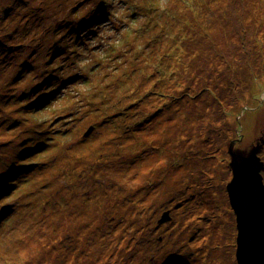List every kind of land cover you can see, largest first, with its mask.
Instances as JSON below:
<instances>
[{
  "label": "rangeland",
  "instance_id": "1",
  "mask_svg": "<svg viewBox=\"0 0 264 264\" xmlns=\"http://www.w3.org/2000/svg\"><path fill=\"white\" fill-rule=\"evenodd\" d=\"M94 6L0 0L1 28L26 42L12 59L44 60L0 70V88L16 72V90L35 89L27 105L53 93L37 120L21 101L0 110V177H16V190L0 182V264H238L227 186L242 158L264 162V0H118L107 30L85 19ZM74 12L83 49L63 31ZM69 70L80 76L64 81ZM32 123L43 127L28 138ZM44 133L29 171L18 160ZM81 154L94 179L63 175ZM50 159L59 164L40 175Z\"/></svg>",
  "mask_w": 264,
  "mask_h": 264
},
{
  "label": "trees",
  "instance_id": "2",
  "mask_svg": "<svg viewBox=\"0 0 264 264\" xmlns=\"http://www.w3.org/2000/svg\"><path fill=\"white\" fill-rule=\"evenodd\" d=\"M88 1H90V4L92 3L93 5L96 3V6H94L90 11H88L85 14V19L88 20V21H93L95 23L96 22L101 23L102 25L105 23L103 28L105 30H107L106 26L112 22V21H110V19H107L109 17V15L111 14V9L110 8H113V9L116 8L117 4H118V0H97V1L96 0H88ZM148 5H151V4L149 3ZM81 6H82V1L80 2L78 8L81 7ZM133 7L135 8V4H133ZM152 8L153 7H151V9ZM73 9L75 10L74 7H73ZM5 10L2 11L1 17L7 18L8 16L6 14L11 13L12 9L6 10V11ZM100 12H101V14H100ZM74 14H75V16H72V17L69 18V19L72 20V23H75V22L79 21V14L77 12H74ZM112 17L114 18V16H112ZM83 19H84V17H83ZM134 20L131 21V23L129 24V27L133 26ZM148 28H151V25H148ZM133 29L136 31L135 33L140 32L138 34V37L144 38L147 35V30H145V27L142 28V26H141L139 28L135 27ZM66 32H67V30H66ZM71 33H72L71 36H66L65 35L66 39L69 40L68 41L69 44L74 46V48H76V49H81L82 48L81 45H82V42H84V40L80 37V35L78 33L73 32V31H71ZM72 35L75 36V42H73V43L70 42V41H72ZM109 37H111V36H109ZM4 38L6 40L3 41ZM0 39H1L0 40V42H1L0 43V48L2 47V45L5 46L7 44V41L9 43H11L10 46H7L5 48L6 49V53L2 55V58L0 57V62H1L0 70L1 71L3 69H5V67H12L14 62H16V64H17L16 69L20 70V71H23L24 73H26L29 70H32V69L36 68L38 61L41 64H43L44 60H42V57H41L40 54L36 57V59L32 62V64L30 62H22L21 60H19L17 62V59H16V61L12 59L10 52H15V50L19 46H23L26 43L18 34H16V30L15 29L13 30L12 33L7 34V32L3 28H1V26H0ZM111 44H113V43L111 42L110 45ZM110 45L107 47L109 55H111V53L114 54L112 52V50H111ZM114 48L116 49V51L118 50V46H115ZM36 53H37L36 51H30L28 56L29 55H34ZM59 76L65 81V80H70V79H72V78H74L76 76L78 77L80 75L77 74V73L72 72V70H69V71L61 73ZM4 79H6L5 80V88H0V91H1L0 92V110L2 112L8 110V109L4 108V105L12 106L9 109H12L14 107L16 108V105L21 101L23 104L20 105L19 108H23V107H25L27 109L32 108V114L30 116L31 121L40 119V113L43 112V106H44L43 101L44 100L47 101V99H51V96H53V93L51 92L49 95H47L46 98H43V100L39 99L40 96L38 95V97L36 98V100L34 102L29 103L27 105L26 101L32 95H34L31 92H33V90H35V89L31 88L28 91H26L24 89L16 90V72H13L12 74L8 72L7 76L4 77ZM162 82L165 83L164 80ZM163 83L160 84V85H163ZM54 95H56V94H54ZM26 105H27V107H26ZM38 106H40V107H38ZM26 110H24V112H26ZM3 117L6 120V122L8 123V125H10L11 124L10 118L8 116H5L4 113H3ZM29 125H31V124H29ZM42 127H43V123H40V124H33L32 123V125L28 129V132H29L28 138H31V135H33V136L40 135ZM61 128H63V127H61ZM75 129L76 128H71L70 132L65 131L64 134L67 135V138L71 137L72 134L74 133ZM62 130L63 129H60V132ZM43 136L44 137H43V139L41 141L37 140V143L32 145L31 150H28V148H27L26 150H24L22 152L23 157L18 160V163H21L22 165H24L26 167H27V165H29L28 162L31 159L30 156L35 158V155H33V154L38 153L43 148V146H44L43 143H48L49 142L51 134L50 133H44ZM86 139H88V137L87 136L84 137V135H83V139L80 140L79 142H77V139H75V140L73 139V141L68 145L69 148L64 150V151H66V155L68 153H71L72 151L79 150ZM59 146H60V144H59ZM83 147L85 149L83 154H85L87 152H90L89 150H86V146L85 145H83ZM5 148H7V146H4L2 149H5ZM93 149L94 148H91L90 150H93ZM11 152L13 154L12 161H14L16 163V149L11 151ZM83 154H81V156L79 158H77L78 159V161H77L78 166H73V168H70L68 166L65 167L62 170L63 175H68L70 177H75V178H79V179H84V178H86V179L87 178L94 179L95 178L96 166L90 165L89 159H86L85 157H83ZM58 164H59L58 162L57 163H55V162L53 163L52 160L50 161V163L48 165H47V162H45L44 163L45 170H43L42 174H40V175H43V176L44 175H49L50 173H52V170L54 169L55 165L57 166ZM42 167L43 166L40 163L38 165V167H37L38 169L37 168L36 169L41 172ZM14 168H15L14 170L16 171V164H15ZM31 168H34V167L31 166ZM31 168L27 167V169L29 171H30ZM35 175H38V173L35 172ZM15 178L16 177L14 176L13 179L9 178V180L6 181L4 179V177H0V179H1L0 182L2 184H4V186L7 189L14 188L16 190V179ZM31 178H33L32 175H31ZM62 178H63V176H62ZM29 183H30V180H26L25 183L22 185V187H24V186L28 187ZM10 190H12V189H10ZM72 190H74V189H72ZM3 191L4 190H2V188L0 187V192H3Z\"/></svg>",
  "mask_w": 264,
  "mask_h": 264
},
{
  "label": "water",
  "instance_id": "3",
  "mask_svg": "<svg viewBox=\"0 0 264 264\" xmlns=\"http://www.w3.org/2000/svg\"><path fill=\"white\" fill-rule=\"evenodd\" d=\"M264 162L253 154L241 159L238 178L227 186L230 203L237 219L238 264H264V182L261 171ZM171 218L163 213L159 222Z\"/></svg>",
  "mask_w": 264,
  "mask_h": 264
},
{
  "label": "bare ground",
  "instance_id": "4",
  "mask_svg": "<svg viewBox=\"0 0 264 264\" xmlns=\"http://www.w3.org/2000/svg\"><path fill=\"white\" fill-rule=\"evenodd\" d=\"M105 20H106V19H105ZM71 24H72V20H71V19H68V22H67V26H66V28H67V30H69V31L67 32V34L70 33L69 36H71V34H72L71 31H70ZM96 24H97V26H101V27H102V26H104L105 23H104L103 25H102V24L100 25V23L96 22ZM84 31H86V30L84 29ZM72 37H75V36L72 35ZM82 44H84V42H82ZM255 91H256V88H255ZM253 93H254V90H253ZM226 210H227V209H226Z\"/></svg>",
  "mask_w": 264,
  "mask_h": 264
}]
</instances>
